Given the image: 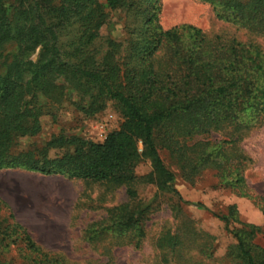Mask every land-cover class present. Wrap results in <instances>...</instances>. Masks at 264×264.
Returning a JSON list of instances; mask_svg holds the SVG:
<instances>
[{
  "label": "trees",
  "instance_id": "trees-1",
  "mask_svg": "<svg viewBox=\"0 0 264 264\" xmlns=\"http://www.w3.org/2000/svg\"><path fill=\"white\" fill-rule=\"evenodd\" d=\"M159 1L107 0L111 9L139 14L152 8L149 27L133 49L136 64L118 60L122 45L117 41L109 40L104 53L94 47L108 20L99 0H0V170L126 186L131 200L137 197L133 183L143 179L179 196L176 176L160 155L159 138L170 147L181 122L188 133L233 124L244 129L243 112L264 114V49L255 39L264 38V0H206L216 19L255 35L249 43L237 35L209 37L192 24L165 29L159 23ZM68 36L72 38L64 42ZM162 49L169 53L172 69L165 74L154 60ZM78 92L88 114L113 102L123 117L120 129L103 142L61 135L42 147L17 151L21 139L41 132L43 115H54ZM57 148L66 151L50 157ZM142 157L151 160L152 170L138 176L135 167ZM146 209L116 206L104 219L111 224L101 229L136 237L140 244L146 236ZM0 217L7 222L0 229V264H11L1 254L18 241L30 254L40 255L28 264H60L1 198ZM257 230L250 225V230L233 232L238 240L234 255L241 264H264V254L251 242Z\"/></svg>",
  "mask_w": 264,
  "mask_h": 264
},
{
  "label": "rangeland",
  "instance_id": "rangeland-1",
  "mask_svg": "<svg viewBox=\"0 0 264 264\" xmlns=\"http://www.w3.org/2000/svg\"><path fill=\"white\" fill-rule=\"evenodd\" d=\"M99 1L108 20L94 47L104 53L109 40L117 41L122 45L118 60L139 63L133 49L149 27L152 8L139 14L127 8L111 9L107 0ZM159 5V23L165 29L192 24L209 37L237 35L245 43L256 37L216 19L206 0H160ZM255 39L264 49V38ZM169 59L166 49L154 59L163 74L172 70ZM85 104L79 92L72 94L54 115L41 117V132L21 139L17 151L42 147L61 135L103 142L109 133L120 129L123 117L113 102L108 101L95 114L82 109ZM241 119L248 128L237 129L233 124L188 133L181 122L174 129L170 147L159 138L160 155L176 176L174 188L179 196L138 179L132 185L137 197L131 200L126 186L8 168L0 170V198L17 222L60 264H241L234 255L238 240L233 232L237 229L259 227L251 242L264 254V114L249 110ZM139 149L143 151L142 143ZM65 151L52 149L49 156ZM151 170V160L146 157L135 167L138 176ZM127 203L130 209L147 208L146 236L140 244L136 237L130 240L128 234L101 229L111 224L104 220L109 210ZM2 220L0 217V229L7 224ZM169 237H174L172 242ZM1 256L11 264L40 258L37 253L30 254L21 241Z\"/></svg>",
  "mask_w": 264,
  "mask_h": 264
}]
</instances>
